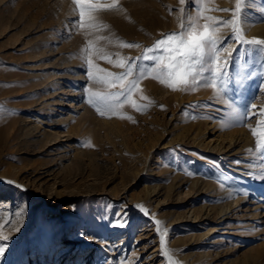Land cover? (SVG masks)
I'll return each instance as SVG.
<instances>
[{
  "label": "rangeland",
  "instance_id": "374dc122",
  "mask_svg": "<svg viewBox=\"0 0 264 264\" xmlns=\"http://www.w3.org/2000/svg\"><path fill=\"white\" fill-rule=\"evenodd\" d=\"M124 2L0 0V264H45L41 242L48 264L64 245L76 250L70 264H169L142 210L166 229L178 264H227L249 252L264 264V217H250L264 207V0H166L163 11L148 0ZM78 13L87 17L72 40L65 19L79 21ZM234 26L243 40L262 43L243 45L231 90L212 86L209 63L203 72L197 64L187 85L169 80L164 64L180 57L146 52L194 30L213 35L223 63L237 48ZM54 63L55 78L76 96L67 123L51 105L62 92L47 77ZM47 103L55 116L40 107ZM208 130L205 148L197 141ZM228 136L237 146L216 152ZM239 198L247 202L217 226L221 208L235 209ZM122 216L127 227L111 226Z\"/></svg>",
  "mask_w": 264,
  "mask_h": 264
},
{
  "label": "bare ground",
  "instance_id": "6f19581e",
  "mask_svg": "<svg viewBox=\"0 0 264 264\" xmlns=\"http://www.w3.org/2000/svg\"><path fill=\"white\" fill-rule=\"evenodd\" d=\"M120 1V0H119ZM146 1V0H145ZM122 2H123V4H127V2L125 3L124 2V0H122ZM133 2V1H132ZM130 3V4H135V3ZM164 2H166V0H148V3L149 4H151L154 8H156V9H159V10H161V11H163L162 10V8H164ZM74 6V5H73ZM77 6V5H76ZM81 6V5H80ZM78 7V6H77ZM253 7V9H252V11H251V13L252 12H256V8L258 7V6H252ZM79 8V7H78ZM77 8V9H78ZM76 8H75V10H77ZM77 12V11H76ZM79 12V11H78ZM113 13V12H112ZM117 13V12H116ZM258 13V12H257ZM78 14H80V13H78ZM92 14V13H91ZM87 17V14H84V13H82V14H80V16L79 17H77V18H80V20L78 21V20H76L75 18H72V19H70V17H68V18H66L65 20L66 21H71L69 24L70 25H68V24H65V26H64V30H66V31H71V35L69 36L70 37V39H77L79 36H81V34L83 33V31L81 30V28H79L80 26H78V25H80V24H83L84 25V19ZM248 18H250V17H248ZM83 28V27H82ZM63 29V28H62ZM253 29V28H252ZM254 30H258V28H254L252 31H254ZM73 31V32H72ZM259 31V30H258ZM257 31V32H258ZM62 32V31H61ZM254 32H256V31H254ZM67 40H69V39H67ZM52 50V49H51ZM52 52V51H51ZM45 54V53H44ZM43 54V55H44ZM46 55H48V54H46ZM45 56V55H44ZM49 56V55H48ZM53 56V55H52ZM44 58H48V57H44ZM50 59V58H49ZM42 60V59H41ZM57 60H59V59H57ZM33 62H35V60H33ZM32 62V63H33ZM48 62V61H47ZM59 62V61H58ZM69 62L66 60L64 63H62V65L63 64H68ZM49 64V63H48ZM33 65V64H32ZM31 65V67H34L35 65H33L32 66ZM39 65H41V64H39ZM43 65L45 66V63H43ZM55 65H58V63H54L52 66H51V68H50V71H51V73L50 74H48L47 75V77L49 76V77H52V82H51V85L54 87V91H57V90H62V92H60L59 94H56V95H52L51 97V99H53V100H51V105H59L60 106V108H61V111L62 112H64V113H62L61 112V114H59V117H60V119H59V121L60 122H62V123H67V122H69L72 118H73V116L74 115H72V112H73V106H70L69 105V102L70 101H72L74 98H76V96L74 95V91L71 89H69L68 91H66V89L64 88V86H62L63 84H62V79H63V76H60L59 78H55V73H56V68H54L55 67ZM29 67V66H28ZM37 66H35V68H36ZM41 67H42V65H41ZM48 67V66H47ZM46 67V68H47ZM50 67V66H49ZM48 67V68H49ZM35 68H33V70L35 69ZM31 69V68H30ZM41 69V68H40ZM39 68H37V72H42V70H40ZM45 70V69H44ZM32 71V70H31ZM34 72V71H33ZM44 72V71H43ZM36 73V72H35ZM38 74V73H37ZM42 74V73H41ZM42 75H44V74H42ZM77 76H79V74H77ZM65 77V76H64ZM61 79V81L59 82V80ZM64 79H66V78H64ZM69 79V78H68ZM76 80H82L80 77H78V78H76ZM64 81V80H63ZM67 81H69V80H67ZM78 82V81H77ZM66 84V83H65ZM77 84V83H76ZM60 86V87H59ZM69 86V85H68ZM55 87H59V88H55ZM72 87H75V86H69V88H72ZM68 88V87H67ZM76 88V87H75ZM77 92V91H76ZM68 99V100H67ZM41 105V104H40ZM51 105H49L48 103L47 104H44V105H42V106H40L43 110H48L49 108L48 107H50ZM63 106V107H62ZM39 107V108H40ZM48 108V109H47ZM74 108H76V107H74ZM50 110V109H49ZM76 112V111H75ZM50 113L52 114V115H54L55 116V113H54V110H50ZM74 118H75V116H74ZM25 122V121H24ZM208 132H209V130L205 133V132H203V133H201L200 134V136H199V138H198V143H199V145H204L203 147H207V146H209V144H210V142L211 141H208V142H205L206 140H207V134H208ZM47 133V135L48 136H52L50 133H48V132H46ZM54 137H55V135H53ZM57 137V136H56ZM222 139H225V140H222V142H220V144H218V146H217V144L215 145V147H214V149H216V152H219L220 150L221 151H228L229 149H231L232 147H236L237 145V142L234 140V139H232L233 137L232 136H228L227 138H224V137H221ZM12 182V185L15 187V189H16V191L17 192H27V188L25 187V186H23V185H19V184H17L16 182H14V181H11ZM264 193V192H263ZM238 198V197H237ZM39 200L41 201V203H45V201H43V198L42 197H39ZM247 201L246 200H240V198L239 199H236L235 200V205H237V207L235 208V209H233L232 207H230V206H228V207H226V208H221V210L218 212V218H217V226H220V225H222L227 219H229V217L231 216V212L232 211H239V209L241 208V206H242V204H244V203H246ZM252 211H254V212H252V215L250 216V217H252V218H257V217H264V207L263 206H261V205H257L256 206V208L255 209H253ZM130 213V212H129ZM235 213V212H234ZM234 213H232V214H234ZM133 214V213H132ZM136 214V213H135ZM142 215L147 219V221L149 222V226L150 227H152L153 228V230L155 231V237H156V239H155V241L157 240V247L159 248V253H160V255H161V257L163 258V259H165L169 264H178L177 262H176V260L174 259V257H173V255H171V253H170V250H169V247L166 245V243H165V238H164V234H165V230H163L162 228H161V223H160V221L155 217V216H153V215H150L149 213H147L145 210H142ZM141 215V216H142ZM206 216H208L207 214L205 215V217ZM194 218V217H193ZM198 218V217H197ZM196 218V219H197ZM260 218H258V219H260ZM262 223V229H261V231L264 233V227H263V225H264V220L261 222ZM169 225V224H168ZM167 225V226H168ZM166 227V226H165ZM171 227V226H170ZM117 232V231H116ZM213 232V229H208V231H207V233H206V235H209V234H211ZM119 233V232H118ZM117 233V234H118ZM114 235L112 238H115V237H117V239L119 238V236L118 235ZM167 234V233H166ZM205 235V236H206ZM227 235V233H224V236L225 237H227L226 236ZM227 238H229V237H227ZM126 239H127V237L125 236L124 238H122V240H121V242H125L126 241ZM116 241V240H115ZM155 241H153V242H155ZM117 243V242H116ZM119 243V242H118ZM215 243H219V240H216V241H214V243L213 244H215ZM115 244V243H114ZM113 244V245H114ZM120 244V243H119ZM114 246H116V245H114ZM40 247H41V250H40V252H39V256H40V258H44L45 259V264H48L47 263V261L46 260H48L46 257H43L44 256V254H45V249H44V245H43V243L41 242V245H40ZM123 247V246H122ZM119 248H121V247H119ZM157 248V249H158ZM145 249L144 248H142V252L144 251ZM76 250L74 249H71L69 246H67V245H64V246H62V248H61V252H59V255H58V257H56V259H55V262H54V264H70V261H71V258H72V254H74V252H75ZM114 251V250H113ZM116 251V250H115ZM123 252V251H122ZM137 252V251H136ZM158 253V254H159ZM137 254H138V252H137ZM228 254H230L229 252H228ZM37 254H35V256H36ZM124 255V254H123ZM216 258H218V253H216L215 255H214ZM223 256H224V254H223ZM227 256V255H226ZM254 255H252L251 254V252H249V253H247V254H245V256L243 257V259H241V260H236V259H231L230 258V260H229V262L227 263V261H226V263L227 264H256L253 260L255 259L254 257H253ZM69 257H71V258H69ZM230 257H233L232 256V254H230ZM36 258V257H35ZM68 259H69V261H68ZM40 261V260H39ZM151 261H153V260H151ZM150 263V261L148 262V260H147V258H146V260L143 262V263H141V264H149Z\"/></svg>",
  "mask_w": 264,
  "mask_h": 264
},
{
  "label": "snow or ice",
  "instance_id": "6c2138e0",
  "mask_svg": "<svg viewBox=\"0 0 264 264\" xmlns=\"http://www.w3.org/2000/svg\"><path fill=\"white\" fill-rule=\"evenodd\" d=\"M79 2V0H77ZM239 7V5H238ZM235 15V14H234ZM234 23V22H233ZM233 31L236 33L235 39L237 48L233 49V53H230L227 58L224 59L223 63H217V53L215 52L216 41L213 38V35L204 33H196L194 30H189L186 34H168L165 39H161L156 42V45L152 49L146 50V52H161L165 56H167L170 60L173 56H179L180 59L172 60L171 63L164 64V68L161 71L160 75H167L169 80H173L174 78L183 80L185 85L188 83V78L191 77L193 80L196 79L195 75V66L197 64L201 65V72L204 71L203 65L205 63H209L211 67L210 75L212 77V86H220L222 88H227L231 90L233 87L231 73L232 69L235 65V59L239 58L243 60L245 58V53L247 49L243 48V45L246 44H261L262 42L259 40L253 41H245L242 39L239 30L234 26ZM128 47H133L134 45H127ZM209 56L211 59L209 61L205 60V57ZM156 62H160V56L150 57ZM131 71V68L129 69ZM145 73L141 71V75ZM123 77H118L117 79H122ZM251 79L252 77H247ZM156 79H160L158 75ZM206 77H205V86H206ZM164 83V81H160ZM137 81H132L127 86V92H131V90L135 87ZM169 87L176 90L172 84L168 85ZM238 87H243V82H237ZM258 87H264V81ZM255 114V113H253ZM243 115H248L247 110L244 111ZM255 135V133H254ZM257 148H264V145H261L257 142ZM235 163L239 164L240 161H235ZM111 226L113 227H127V219L123 217L116 221ZM81 237H84L85 234L80 233ZM94 239V238H93ZM101 243H106L105 241H101ZM7 245H0V258L4 257L5 250Z\"/></svg>",
  "mask_w": 264,
  "mask_h": 264
}]
</instances>
